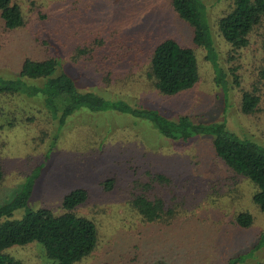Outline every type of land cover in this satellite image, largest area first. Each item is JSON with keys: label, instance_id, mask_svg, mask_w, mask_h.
<instances>
[{"label": "rangeland", "instance_id": "rangeland-1", "mask_svg": "<svg viewBox=\"0 0 264 264\" xmlns=\"http://www.w3.org/2000/svg\"><path fill=\"white\" fill-rule=\"evenodd\" d=\"M23 24L3 28L0 21V75L12 76L24 55L55 56L76 88L107 99L157 108L168 117L185 113L195 121L224 120L228 129L264 144V16L247 34V43L231 48L218 34L216 18L230 0H202L218 61L225 70L227 89L214 84L203 49L192 43L191 28L171 9L169 0H14ZM165 36L190 46L198 78L188 89L165 95L151 87L145 70L152 44ZM126 39L122 48L116 40ZM99 45V46H98ZM84 51L74 54V47ZM114 65L109 82H101L99 68ZM75 56V57H74ZM70 72V73H69ZM81 86H80V85ZM84 86V87H83ZM256 88L258 109L239 110L243 89ZM39 96L0 94V202L10 198L25 175L41 164L26 206L60 212L63 194L75 187L87 197L73 210L96 224L94 249L73 264H222L244 252L235 264H264V240L248 251L264 231V211L251 200L253 184L234 173L214 154L208 136L186 140L161 135L144 118L114 109L74 106L59 131ZM56 137L54 138V133ZM160 171L170 184L152 179ZM113 177L112 186L103 181ZM110 182V180L108 181ZM159 195L162 219L142 220L129 205L136 193ZM5 199V200H4ZM247 210L253 221L239 227L235 213ZM23 208L13 209L19 217ZM4 251L28 264H43L41 243L12 244ZM134 255V259L130 256Z\"/></svg>", "mask_w": 264, "mask_h": 264}, {"label": "trees", "instance_id": "trees-1", "mask_svg": "<svg viewBox=\"0 0 264 264\" xmlns=\"http://www.w3.org/2000/svg\"><path fill=\"white\" fill-rule=\"evenodd\" d=\"M169 5L177 16L190 26L192 43L203 49V57L213 71L214 84L225 92L227 89L225 70L218 61V52L207 23L204 3L202 0H169ZM262 16L264 0H230L228 9L216 18V29L231 48H239L247 43V34ZM0 21L5 29H14L23 24V15L16 1L0 0ZM116 44H119L120 48L128 46L124 38L116 40ZM82 51L84 48L75 46L73 52L76 54ZM112 60L113 65H109L108 68L102 69L94 65L101 82L108 83L114 65L123 63V58L119 54H115ZM147 62L145 70L147 83L165 95L190 88L198 78L193 49L181 45L170 36L162 37L152 44ZM64 70L66 69L61 67L55 56L32 58L24 55L14 75H0V94L39 96L42 106L56 122V132L61 129L66 116L74 106L82 105L92 110L114 109L147 119L167 138L183 141L195 134L208 136L215 156L234 173L246 177L253 184L251 200L264 211L263 143L228 129L224 120L195 121L193 115L185 113L168 117L157 108L135 106L121 98L107 99L93 91L80 90L76 88L74 79L77 78L79 83L82 73L78 72L71 76ZM260 73L264 76V71ZM258 103L259 95L255 86L241 91L239 110L242 113L255 111L258 109ZM262 133L264 135V129ZM41 165L42 163L37 164L25 175L19 189L10 198L0 202V264H28L4 251V248L12 244H25L30 241L41 243L45 256L49 259L43 264H73L95 248L97 236L95 222L92 218L73 210L85 201L87 197L85 188L75 187L63 194L61 211L57 213L44 206H26V200ZM2 173L0 162V180ZM150 176L159 183H171V178L163 172L153 171ZM111 180L113 177L105 179L103 186L111 187L113 184ZM129 205L145 221L159 220L165 212L169 213L163 207V199L156 194L149 197L142 192L136 193L129 199ZM18 207L23 208L22 214L19 217H12L13 209ZM233 221L239 227H247L253 221V215L247 210H240L235 213ZM263 240L264 231L260 232L259 238L248 247V251L260 246ZM246 251L229 256L222 264H235L241 261ZM130 259H134V255H131ZM153 259L155 260L150 264H165L158 258ZM113 264L127 263L120 259Z\"/></svg>", "mask_w": 264, "mask_h": 264}]
</instances>
